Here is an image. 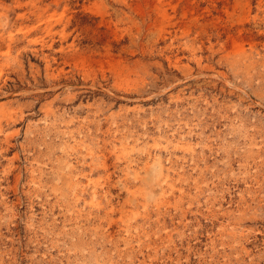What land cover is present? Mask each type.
<instances>
[{"label": "rangeland", "instance_id": "1", "mask_svg": "<svg viewBox=\"0 0 264 264\" xmlns=\"http://www.w3.org/2000/svg\"><path fill=\"white\" fill-rule=\"evenodd\" d=\"M0 264H264V0H0Z\"/></svg>", "mask_w": 264, "mask_h": 264}]
</instances>
